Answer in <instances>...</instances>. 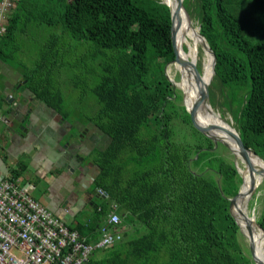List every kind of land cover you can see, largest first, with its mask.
I'll use <instances>...</instances> for the list:
<instances>
[{"label":"trees","instance_id":"trees-1","mask_svg":"<svg viewBox=\"0 0 264 264\" xmlns=\"http://www.w3.org/2000/svg\"><path fill=\"white\" fill-rule=\"evenodd\" d=\"M12 4L0 33V62L21 71L25 88L62 117L68 112L54 79L61 69L78 70L75 75L86 79L72 80L75 87H83L80 100L91 96L95 102L88 120L110 141L94 155L98 174L91 188L93 214L88 222L75 219V226L68 228L95 243L111 206H116L121 219L116 230L122 239L94 251L98 256H90L86 264H254L229 211V200L242 185L234 156L220 143L214 147L192 126L185 107L178 105L181 96L175 97L181 91L166 75L175 56L170 10L162 0H12ZM195 4L199 34L215 58L210 85L218 79L222 90L239 95L234 129L244 147L264 162V0ZM76 50L80 58L74 67L68 58ZM18 54L35 59L29 72L16 63ZM196 68L200 72L199 63ZM244 183L243 179L242 188ZM263 201L264 195L256 223L264 232ZM235 207L236 203L231 211L238 221Z\"/></svg>","mask_w":264,"mask_h":264},{"label":"crops","instance_id":"crops-1","mask_svg":"<svg viewBox=\"0 0 264 264\" xmlns=\"http://www.w3.org/2000/svg\"><path fill=\"white\" fill-rule=\"evenodd\" d=\"M0 80V179H13L68 226L81 214L88 222L98 174L93 156L109 138L89 120L82 126L60 116L25 88L21 71L1 62Z\"/></svg>","mask_w":264,"mask_h":264},{"label":"built area","instance_id":"built-area-1","mask_svg":"<svg viewBox=\"0 0 264 264\" xmlns=\"http://www.w3.org/2000/svg\"><path fill=\"white\" fill-rule=\"evenodd\" d=\"M11 9L12 1L0 0V33ZM120 223L111 206L98 241L87 243L13 179H0V264H86L94 251L121 241Z\"/></svg>","mask_w":264,"mask_h":264},{"label":"rangeland","instance_id":"rangeland-1","mask_svg":"<svg viewBox=\"0 0 264 264\" xmlns=\"http://www.w3.org/2000/svg\"><path fill=\"white\" fill-rule=\"evenodd\" d=\"M10 1H12V0H10ZM13 6H14V4H12V9H13ZM183 7L189 16L191 28L193 30L197 31V33L199 34V29H198V25H197V11H196L195 0H186ZM183 43L184 44H182V49L185 53H184V56L182 59L188 58L189 60H191V57H188V54L190 55L192 53V51L194 50L195 51L194 56L196 58L195 65H197L199 63V67H200L199 73L202 74L203 70H204V65H205L206 60H207V57H206L207 51L202 49V44L204 42L203 43L201 42L198 45H195L193 43V41H191V39L188 38ZM78 51L79 50H76L75 55L68 58V60H69L68 62L73 63L74 67L77 64V61L80 57V56H78V53H77ZM16 60H17V62H16L17 64L20 63V69L23 72H25V71L29 72L30 71L29 69L33 65V62L35 61V59L32 58L31 56H28V55L25 56L24 54H18L16 57ZM21 62L24 63L23 68L21 67ZM173 64L174 63L169 64L166 67V75L169 78V80H171V82H174L173 85L175 86V88H177L181 91L180 92L181 94H179V91L178 92L176 91V94H175V97L177 95L181 96V100L178 102V105L184 106V104H185V106L187 107V96H186L185 92L178 87L177 84H179V83L183 84V82H184V83L188 84V86L191 87V78L189 76V73L188 74L185 73L186 70H184V72H183V68L187 69L188 67L178 66V68H176ZM86 65H88V63ZM73 70L74 69H72V70L61 69L59 71V75L57 74L56 79H54V81L58 86L57 89H59L62 92V95L64 98L63 107L65 108V111L68 112V114H67L68 121L78 122L80 125L85 126L88 122V118L93 114L92 107H93V105H95V102L93 99H91L90 96H89V98L83 99L82 101L80 100V93H81V90L83 89V87H80V86L75 87L72 83V80H74L75 82H76V80H80V81L86 83V79L84 76L80 77V75H78V74L75 75L78 70H74V72H72ZM184 74H186V75L184 76ZM73 76L75 79L73 78ZM212 78H213V75H212ZM25 81L26 80H24L23 83ZM63 81H68V84L70 86L68 85L67 87H65L64 83H62ZM211 81H212V79H211ZM211 81H210V83H211ZM0 86L3 88L1 80H0ZM208 87H209L208 88L209 105H210L211 109L217 115L219 114L218 116L225 123H227L229 126L234 128L235 127L234 123L237 122L236 111L238 109L237 102L239 101V98H238L239 95L234 96L231 92L227 93L225 90H222L219 86V80L218 79H214L212 84L211 85L209 84ZM82 103H84V104H82ZM220 154L223 156H227L224 151H221ZM261 159L263 160V158H261ZM232 162L237 166V168L238 167L244 168V166L240 163V161L234 157L232 158ZM254 181H256V184H258V186L254 190V192H253V194H252V196H251V198L247 204V214L250 217L253 216L254 221H256L257 218L260 216V210H261V204L260 203H261V199L264 195V180L261 181L258 178V176H255ZM86 217L87 216H83V214H81L80 221L85 222ZM257 231L259 233H261L259 230H257ZM243 241H244V244H246L247 247H249V242L245 236H244ZM248 252L250 253L249 248H248L247 253ZM97 256H98V253H92V255H91V257H94V258Z\"/></svg>","mask_w":264,"mask_h":264},{"label":"bare ground","instance_id":"bare-ground-1","mask_svg":"<svg viewBox=\"0 0 264 264\" xmlns=\"http://www.w3.org/2000/svg\"><path fill=\"white\" fill-rule=\"evenodd\" d=\"M169 3V5L171 6V8L173 9L174 6H175V0H165ZM154 10H156L154 8ZM32 14V13H31ZM38 14V13H37ZM40 15V14H39ZM32 16V15H31ZM31 18V17H29ZM32 19V18H31ZM28 20V19H27ZM39 21V20H38ZM41 21V20H40ZM177 22H179L177 24ZM47 23V22H46ZM49 23V22H48ZM22 24V23H20ZM39 24V23H38ZM167 24V23H166ZM25 25V24H24ZM23 25V26H24ZM50 26V25H49ZM36 27V26H35ZM48 27V26H47ZM25 28V27H24ZM46 28V27H45ZM30 29V28H29ZM85 29V28H84ZM219 29V28H218ZM20 30V28H19ZM24 30V29H23ZM152 30V29H151ZM205 30V29H204ZM16 31V30H15ZM14 31V32H15ZM21 32V31H20ZM53 32V31H52ZM84 32V31H83ZM159 32V31H158ZM5 33V32H4ZM12 33V32H11ZM29 33V32H28ZM82 33V32H81ZM157 34V32H155ZM153 33V34H155ZM218 33V32H217ZM225 33V32H224ZM22 34V33H21ZM66 34V33H64ZM78 34V33H77ZM17 35V34H16ZM84 35V34H83ZM88 35V34H87ZM152 35V34H151ZM225 35V34H224ZM66 36V35H65ZM150 36V34H149ZM156 37H158L157 35H155ZM11 37V36H10ZM75 37V36H74ZM152 37V36H151ZM49 38V37H48ZM71 38V37H70ZM163 38V37H162ZM191 39V41H193V43L195 45H198L199 43H203L202 39L199 37V34L197 33V31L193 30L191 28V25L190 23L188 24L187 22V19L183 13V11H179L178 13V17L175 21V25H174V39H175V46L178 50V54H179V57L180 58H183L184 56V53L182 52V44H184L183 42L186 41L187 39ZM222 38V37H221ZM20 39V38H19ZM224 39V38H223ZM13 41V39H10ZM74 40V39H73ZM103 40V39H102ZM159 40V39H158ZM11 41V42H12ZM28 41V40H27ZM31 41V40H30ZM50 41V39H49ZM83 41V40H82ZM17 42V41H16ZM29 42V41H28ZM40 42V41H39ZM84 42V41H83ZM90 42V41H88ZM92 42V41H91ZM222 42V41H221ZM48 43V42H47ZM82 43V42H80ZM45 44V43H44ZM59 44V43H58ZM74 44V43H73ZM72 44V45H73ZM76 44V43H75ZM87 44V43H86ZM168 44V43H167ZM16 45V44H15ZM49 45V44H48ZM47 45V46H48ZM60 45V44H59ZM117 45V44H116ZM227 45V44H226ZM45 46V45H44ZM98 46V45H97ZM185 46V45H184ZM76 47V46H75ZM187 47V46H186ZM218 47V46H217ZM116 48V47H115ZM230 48V46H229ZM235 48V47H234ZM51 49V48H50ZM103 49V48H102ZM100 49V50H102ZM12 50V48H11ZM40 50V49H39ZM49 50V49H48ZM53 50V49H52ZM56 50V49H55ZM75 50V49H74ZM95 50V49H94ZM111 50V49H109ZM253 50V49H252ZM44 51V50H43ZM59 51V50H58ZM68 51V50H67ZM70 51V50H69ZM73 51V50H72ZM71 51V53H72ZM3 52V51H2ZM41 53V52H40ZM44 53V52H43ZM87 53V51H86ZM27 54V53H26ZM56 54V53H55ZM60 54V53H59ZM70 54V53H69ZM195 54V51L193 50L192 53L189 55L188 54V57H191V60H194V63H196V58L194 56ZM44 55V54H43ZM46 55V54H45ZM54 55V54H53ZM62 55V54H61ZM75 55V54H74ZM87 55V54H86ZM91 55V54H90ZM48 56V55H47ZM105 56V55H104ZM6 57V56H5ZM43 57V56H42ZM52 57V56H51ZM82 57H83V53H82ZM81 57V58H82ZM90 57V56H89ZM94 57V55H93ZM207 60H206V63L204 65V70H203V73H202V80L204 83H206L207 85L210 84V81L212 79V69H211V64H212V57L210 56V54L207 52ZM58 58V57H57ZM61 58V57H60ZM80 58V57H79ZM92 58V57H90ZM48 59V58H47ZM51 59V58H50ZM42 60V58H41ZM46 60V59H45ZM86 60V59H85ZM89 60V59H88ZM97 60V59H96ZM105 60V59H104ZM107 60V59H106ZM55 61V59H54ZM58 61V60H57ZM60 61V60H59ZM81 61V60H80ZM237 61V60H236ZM78 62V61H77ZM94 62V61H93ZM97 62V61H96ZM100 62V61H98ZM7 63V62H6ZM5 63V64H6ZM50 63V62H48ZM54 64V63H53ZM64 64V63H63ZM66 64V63H65ZM30 65V64H29ZM62 65V64H61ZM77 65V64H76ZM106 65V64H105ZM255 65V64H254ZM10 66V65H9ZM59 66V65H58ZM63 66V65H62ZM65 66V65H64ZM90 66V65H89ZM95 66V65H94ZM101 66V65H100ZM174 66L176 68H178V64H174ZM11 67V66H10ZM51 67V66H50ZM80 67V66H79ZM102 67V66H101ZM104 67V66H103ZM102 67V68H103ZM237 67V66H236ZM53 68V67H52ZM86 69V68H85ZM65 70V68H64ZM185 71V73H189V76L191 78V87L188 86V84L184 83L183 84L179 83L177 84L178 87L183 90L187 96V107L190 108L191 105L197 100V85L195 84L194 80H193V75L191 73V69L187 68H183V72ZM53 71V70H52ZM104 71V70H103ZM86 72V71H85ZM46 73V71H45ZM58 73V72H57ZM66 73V72H65ZM54 75V74H53ZM95 75V74H94ZM186 74H184L185 76ZM35 76V75H34ZM216 76V75H215ZM53 77V76H52ZM74 77V76H73ZM253 77V76H252ZM58 78V77H57ZM25 79V78H24ZM33 79V78H32ZM56 79V78H55ZM94 80V79H93ZM92 81V79H91ZM148 81V80H147ZM229 81V80H228ZM36 83V81H35ZM94 83V82H93ZM174 83V82H172ZM222 83V82H221ZM161 84V83H160ZM165 84V83H164ZM190 84V83H189ZM229 84V83H228ZM234 84V82H233ZM231 86V85H230ZM239 86V85H238ZM22 87V86H21ZM96 87V86H95ZM94 87V89H95ZM233 87V86H232ZM24 88V87H23ZM86 88V87H85ZM97 88V87H96ZM25 89V88H24ZM24 91V90H23ZM20 92V91H19ZM85 92V91H84ZM83 92V93H84ZM82 93V94H83ZM97 93V92H96ZM19 95V94H18ZM77 95V94H76ZM90 95V94H89ZM87 96V95H86ZM15 97V96H14ZM13 97V98H14ZM91 97V96H90ZM163 97V96H162ZM89 98V97H88ZM15 99V98H14ZM62 99V98H61ZM4 102V101H3ZM67 102V101H66ZM70 102V101H69ZM64 103V102H63ZM85 103V102H84ZM82 103V104H84ZM44 104V103H42ZM73 105V104H72ZM94 106V105H93ZM99 106V105H98ZM79 108V107H78ZM81 108V107H80ZM75 109V108H74ZM98 109V108H97ZM136 110V109H135ZM75 111V110H74ZM86 111V110H85ZM98 111V110H97ZM134 111V110H133ZM91 112V111H90ZM131 112V110H130ZM135 114V113H134ZM23 115V114H22ZM219 115V114H218ZM221 115V114H220ZM175 116V115H174ZM121 117V116H120ZM170 117V116H169ZM245 117V115H244ZM95 118V117H94ZM141 118V117H140ZM162 118H164L162 116ZM246 118V117H245ZM137 119V118H136ZM166 119V118H164ZM16 120V119H15ZM53 120V119H52ZM128 120V119H127ZM142 120V119H141ZM170 120V119H169ZM184 121V120H183ZM102 122V121H101ZM147 122V121H146ZM157 122V121H156ZM244 122V120H243ZM198 123L202 124V125H212V126H216L218 129L217 130H213L212 131V134L214 136H218L222 139H224L231 147H234V145L232 144L231 142V138L229 136L228 133H230V128H232L231 126L227 125V123H225L224 121H221L216 115H213L211 113V111L209 110V108L205 107V106H201L198 110ZM96 124V123H95ZM259 124V123H258ZM135 126V124H134ZM242 126V124H241ZM126 127V126H125ZM166 129V128H165ZM234 129V128H233ZM119 130V129H118ZM122 130V129H121ZM192 131V130H191ZM248 135V133H247ZM139 136V135H138ZM167 138V136H166ZM248 138V137H247ZM253 139V138H252ZM252 139H251V142H252ZM153 140V139H151ZM248 140V139H247ZM250 140V139H249ZM210 142V141H209ZM250 142V143H251ZM138 143V142H137ZM167 143V142H166ZM243 143V142H242ZM247 143V141H246ZM117 144V143H116ZM194 144V142H193ZM184 145V144H183ZM211 147V146H210ZM161 148V147H160ZM147 149V148H146ZM176 149V148H175ZM180 149V148H179ZM255 149V148H254ZM29 150V149H28ZM161 150V149H160ZM136 151V150H135ZM152 151V150H151ZM105 152V151H104ZM148 152V151H147ZM181 152V151H180ZM138 153V152H137ZM143 153V152H142ZM177 153V151H176ZM73 154V153H72ZM113 154V153H112ZM136 154V153H135ZM185 154V153H184ZM257 154V153H256ZM152 155V154H151ZM161 155V154H160ZM174 156V155H173ZM172 156V157H173ZM86 157V156H85ZM94 157V156H93ZM126 157V156H125ZM184 157V156H182ZM83 158V157H82ZM149 158V157H148ZM178 159V158H177ZM123 160V159H122ZM128 160V159H127ZM237 160L240 161V163L244 166V168H239V173L241 175V177L244 179V187L241 189V195L239 197L236 198L235 202L236 203V209H237V216H238V221H239V224H240V227L242 228L243 231L246 232V229H247V226H249L251 228V238H250V242H251V245L253 247V251H254V254H255V257L258 261L259 264H264V245H263V241H262V237L261 235L257 232V230L254 228V225L251 224L252 222V219L251 217L247 214V204L252 196V194H250V190L251 188L253 187L254 190L257 188L258 184H256V181H254V177L255 176H258V178L263 181L264 178L262 176H260L259 174H257L258 171H261V170H264V164L258 160L256 157H254L253 155L250 156V164L252 166V171L249 169V165L248 164H245L240 158H238ZM29 161V160H28ZM161 163V162H160ZM173 163V162H172ZM178 163V161H177ZM208 163V161H207ZM112 164V163H111ZM210 165V164H208ZM220 165V164H219ZM106 166V165H105ZM183 166V165H182ZM213 166V165H212ZM7 167V166H6ZM10 167V166H9ZM215 167V166H214ZM231 167V166H230ZM174 168V167H173ZM18 169V168H17ZM145 170V168H143ZM142 169V170H143ZM153 169V168H152ZM220 169V168H219ZM224 169V168H223ZM125 170V169H123ZM122 171V170H121ZM127 171V170H126ZM11 172V171H10ZM56 172V171H55ZM123 172V171H122ZM13 173V172H12ZM110 173V172H109ZM132 173V172H131ZM18 174V173H17ZM30 174V173H29ZM104 174V173H103ZM89 175V174H88ZM228 175V174H227ZM146 176V175H145ZM144 176V177H145ZM164 177V176H163ZM226 177V176H225ZM135 179V178H134ZM237 179V178H236ZM127 180V179H126ZM129 180V179H128ZM38 181V180H37ZM93 181V180H92ZM223 181V180H222ZM73 183V182H72ZM186 183V182H185ZM33 184V183H32ZM75 184V183H74ZM144 184V183H143ZM184 184V183H183ZM140 185V184H139ZM142 185V183H141ZM145 185V184H144ZM150 185V184H149ZM100 186V185H99ZM128 186V185H127ZM80 187V186H79ZM125 187V186H124ZM152 188V187H150ZM102 189V188H101ZM147 189V188H146ZM154 189V187H153ZM224 189V188H223ZM148 190V189H147ZM155 190V189H154ZM100 190H98V193H99ZM225 191V190H224ZM229 191V190H228ZM101 192V195H103V192ZM144 192V191H143ZM230 192V191H229ZM231 193V192H230ZM100 194V193H99ZM148 194V193H147ZM233 194V193H232ZM144 195V194H143ZM104 196V195H103ZM230 196V195H229ZM142 197V196H141ZM177 197V196H176ZM205 197V196H204ZM144 198V197H143ZM146 198V197H145ZM152 200V199H151ZM170 201V200H169ZM195 201V200H194ZM204 201V200H203ZM264 202V201H263ZM176 204V203H175ZM164 205V204H163ZM173 205V204H172ZM97 206V205H96ZM205 206V205H204ZM119 207V206H118ZM169 207V206H168ZM203 208V207H202ZM234 208V209H235ZM66 209V208H65ZM103 209V208H102ZM118 209V208H117ZM148 209V208H147ZM206 209V208H205ZM233 209V208H232ZM185 210V209H184ZM194 211V209H192ZM207 210V209H206ZM105 211V210H104ZM103 211V212H104ZM50 212V211H49ZM78 212V211H77ZM147 212V211H146ZM187 212V211H185ZM200 212V211H199ZM261 212V211H260ZM93 213V212H92ZM164 213V212H163ZM184 213V212H183ZM193 213V212H192ZM263 213V212H261ZM97 215V214H96ZM92 216V215H91ZM221 217V216H220ZM97 218V217H96ZM94 219V218H93ZM191 218H189L190 220ZM203 219V218H202ZM201 219V220H202ZM64 220V219H63ZM121 220V219H120ZM124 220V219H123ZM161 220V219H159ZM173 220V219H172ZM180 220V219H179ZM188 221V220H187ZM212 221V220H211ZM136 222V221H135ZM181 222V221H180ZM106 223V222H105ZM134 223V221H133ZM191 223V222H189ZM223 223V222H221ZM75 224V223H74ZM73 224V225H74ZM145 224V223H144ZM149 224V223H148ZM193 224V223H192ZM191 224V225H192ZM202 224V223H201ZM217 224V223H216ZM85 225V224H84ZM153 225V224H152ZM188 225V224H187ZM75 226V225H74ZM148 226V225H147ZM204 226V225H203ZM218 226V224H217ZM68 227V225H67ZM85 227V226H84ZM175 227V226H174ZM180 227V226H179ZM222 227V226H221ZM224 227V226H223ZM119 228V227H118ZM168 228V227H167ZM201 228V227H200ZM149 229V228H148ZM223 229V228H222ZM202 230V229H201ZM224 230V229H223ZM88 231V230H87ZM79 232V231H78ZM77 232V233H78ZM91 232V231H90ZM135 232V231H134ZM174 233V232H173ZM186 233V232H185ZM210 233V232H209ZM222 234V233H221ZM86 235V234H85ZM83 235V236H85ZM165 236V235H164ZM219 237V236H218ZM91 239V238H90ZM181 239V238H180ZM155 240V239H154ZM91 241V240H90ZM157 243V242H156ZM155 243V244H156ZM93 244V243H91ZM172 244V243H171ZM117 245V244H116ZM203 245V244H202ZM113 247V246H112ZM115 247V246H114ZM188 247V246H187ZM203 247V246H202ZM214 247V246H213ZM220 247V246H219ZM201 248V247H200ZM206 248V247H205ZM215 249V247H214ZM186 250V249H185ZM201 250V249H200ZM207 251V249H206ZM119 252V251H118ZM204 252V251H203ZM199 253V252H198ZM191 254V253H190ZM203 253H201L202 255ZM163 255V254H162ZM169 256V255H168ZM199 256V255H198ZM112 257V256H111ZM204 258V256H202ZM161 258V257H160ZM185 258V257H184ZM199 258V257H198ZM151 259V258H150ZM192 259V258H191ZM200 260V259H199ZM203 260V259H202ZM143 261V260H142ZM169 261V260H168ZM196 261V260H195ZM197 262V261H196ZM115 263V262H114ZM161 263V262H160ZM137 264V263H135ZM180 264V263H179ZM190 264V263H189Z\"/></svg>","mask_w":264,"mask_h":264},{"label":"water","instance_id":"water-1","mask_svg":"<svg viewBox=\"0 0 264 264\" xmlns=\"http://www.w3.org/2000/svg\"><path fill=\"white\" fill-rule=\"evenodd\" d=\"M162 2L169 8L170 10V21H171V30H170V34H171V42H172V47H173V52H174V61L172 63L174 64H178L182 67H188L191 69V73L193 75V80L195 82V84L197 85V100L191 105L190 108L185 107V110L187 111V113L190 116V120L192 123V126L199 131L203 136H205L206 138L210 139L213 143H214V147L217 146L218 143L222 144L223 146H225L234 156V158L238 159L240 158L245 164H248L250 167L249 169L252 171V166L250 164V156L253 155L254 157H256L258 160H260L263 164L264 162L255 154H253L250 150L246 149L238 135V133L235 131V129L230 128V133L229 136L231 138V142L234 145V147H231L224 139L218 137V136H214L212 134L213 130H217L218 128L216 126H212V125H202L200 123H198V110L201 106H205L207 108H209V110L211 111V113L213 115H216L221 121H223L210 107L209 105V93H208V85L206 83L203 82L202 80V74L199 73V71L196 68V65L194 63V60H189L188 58L182 59L179 57L178 54V50L175 46V39H174V25H175V21L178 17V13L179 11H183L188 24L190 23V19L188 14L186 13L184 7H183V0H175V6L172 9L171 6L169 5V3L165 0H162ZM179 22H177L178 24ZM199 37L202 39V41L204 42L202 44V48L204 50H206L210 56L212 57V64H211V69H212V75H214V65H215V58L213 53L211 52V50L208 48V45L206 44L204 38L202 36ZM182 52L185 53L182 49ZM171 82V80H170ZM173 84V83H172ZM228 125V124H227ZM236 166V165H235ZM237 168V166H236ZM237 171L239 173V169L237 168ZM240 174V173H239ZM257 174H259L260 176H262L264 178V170L258 171ZM242 178V177H241ZM243 186V178H242V185L241 188ZM241 188L238 191V193L229 200V211H230V215L231 217L234 219L236 225L238 226L240 232L242 235H244L248 242H249V251H250V256L251 259L253 261L254 264H259L254 251H253V247L251 245L250 242V238H251V228L249 226H247L246 232L242 230V228L240 227V225L238 224L237 219L234 217L231 209L232 206L234 205L235 199L237 197H239L241 195ZM254 192V188L252 187L250 190V194H253ZM104 196H106L105 193H103ZM252 222L251 224L254 225V228H256L257 230H259L261 233V237H262V241H263V245H264V232L262 231V229L257 225L256 221H254V217L251 216Z\"/></svg>","mask_w":264,"mask_h":264}]
</instances>
